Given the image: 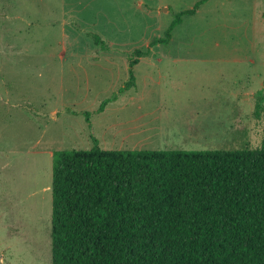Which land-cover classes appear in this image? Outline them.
Wrapping results in <instances>:
<instances>
[{"label":"rangeland","instance_id":"1","mask_svg":"<svg viewBox=\"0 0 264 264\" xmlns=\"http://www.w3.org/2000/svg\"><path fill=\"white\" fill-rule=\"evenodd\" d=\"M139 1L0 0V264H52L55 150L90 149L94 138L118 150L261 146L264 113L254 110L264 93V0L226 1L221 8L212 0L198 15L183 16L173 39L153 46L156 52H224L226 60L185 69L190 61H165L162 84L157 62L143 60L134 68L136 85L86 119L84 111H95L129 79L134 50H147L177 12L195 4ZM161 1L171 8L158 13L167 7ZM216 13L221 25L233 26L221 45L209 28ZM241 55L256 63L235 60ZM139 71L153 77L142 109Z\"/></svg>","mask_w":264,"mask_h":264},{"label":"trees","instance_id":"2","mask_svg":"<svg viewBox=\"0 0 264 264\" xmlns=\"http://www.w3.org/2000/svg\"><path fill=\"white\" fill-rule=\"evenodd\" d=\"M163 37L135 49L129 79L91 112L136 85L134 68ZM97 44L101 36L92 32ZM79 113V111H73ZM264 113V93L254 114ZM53 152L52 264H264V130L260 147Z\"/></svg>","mask_w":264,"mask_h":264},{"label":"crops","instance_id":"3","mask_svg":"<svg viewBox=\"0 0 264 264\" xmlns=\"http://www.w3.org/2000/svg\"><path fill=\"white\" fill-rule=\"evenodd\" d=\"M210 1H212V0H206L205 3H203L198 8V10L196 11V13H194L192 15H188V17H190V16H196L201 11H203L205 9V7L208 8V4L210 3ZM226 1H232V0H216L215 6L221 8L222 6H225V4L227 3ZM235 1H238V0H235ZM241 1H250V2H252L254 4H257L258 3V0H241ZM196 2H197V0L194 1V3H196ZM165 4H166L167 7H165L163 10L162 9H159L158 10V13H161V12H164V11H168L171 8L170 3H166L164 1H161L160 2L159 7L162 8V6H165ZM139 5L140 6H143L144 5V1L140 0L139 1ZM145 7L148 8V5L145 4ZM181 11H183V10H181ZM258 15H260V14H258ZM256 17H257V15L255 16V18ZM209 20L212 22L209 28L213 30L212 31V37H213V40L215 41L214 45H221L220 37H222L224 35L226 36L225 29L228 28V27H233V26L221 25V22H220V19H219V15L217 13L214 14L213 16H211V18H209ZM262 20H263V23H264V11H263ZM182 23H183V20H182ZM251 29H252V27H251ZM246 31H247V29H246ZM227 34L230 35L229 34V31H228ZM172 39H173V36H172L171 40ZM252 40H253V38L251 39V42H252ZM143 60H147V61H151V62H154V61L157 62V65L156 66L160 69V74H159L160 77H161L160 84H162L163 62H165V61H167V62L168 61H174V62H182V61L189 62L190 61V63H188L187 65H183V68H184V66H188V65H190L189 68H191L192 65H193V62H205V63L213 62V63H216V61L220 62V61L226 60V55H225L224 52H216L214 54H206V56H204V57L201 56V55H198L197 56V55H193V54H189V53H178V52H174V53H170V52H168V53H160V52H156L155 48L152 46V47H150V52L148 54L143 55V56H141L139 58V62L137 63V65L140 66V64H141V62ZM235 60H239V61H245V60H247V61H251L252 63H256V59L255 58L249 59V57L247 55H245V56L241 55V56L235 58ZM146 66H147L146 68H148L150 66V63H149V65H146ZM194 67L197 68V66H194ZM206 67L208 69L210 68L209 65H207ZM214 70H215V73H217L218 77H220L221 76L220 75L221 68L214 67ZM164 71H166V73H167L168 76L170 74H172V72H171L172 70L170 69V67H167ZM139 75L140 76H139L138 84L137 85L138 86L139 85L140 86L142 85L143 87H145V89L142 88L143 91H140L139 100H138V102H139L138 107L140 109H142V108L146 107V105H143L140 102H141V100L144 97V93L146 92V84H147L146 82H147V79L149 78V79L152 80L153 77L150 76L148 73L147 74H142V73H140V71H139ZM144 117H145V114H144Z\"/></svg>","mask_w":264,"mask_h":264}]
</instances>
